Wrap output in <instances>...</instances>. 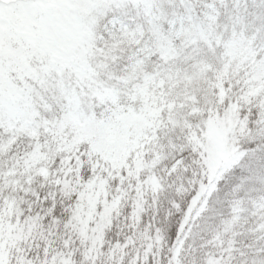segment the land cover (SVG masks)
Segmentation results:
<instances>
[{"label": "snow or ice", "instance_id": "6c2138e0", "mask_svg": "<svg viewBox=\"0 0 264 264\" xmlns=\"http://www.w3.org/2000/svg\"><path fill=\"white\" fill-rule=\"evenodd\" d=\"M0 264H264V0H0Z\"/></svg>", "mask_w": 264, "mask_h": 264}]
</instances>
